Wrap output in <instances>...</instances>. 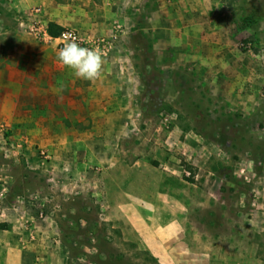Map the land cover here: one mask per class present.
<instances>
[{"label":"rangeland","instance_id":"1","mask_svg":"<svg viewBox=\"0 0 264 264\" xmlns=\"http://www.w3.org/2000/svg\"><path fill=\"white\" fill-rule=\"evenodd\" d=\"M175 6L155 24L188 33L134 37L140 112L118 142H27L0 119V264H264V0ZM0 13V59L37 42ZM35 86L23 110L72 129Z\"/></svg>","mask_w":264,"mask_h":264},{"label":"crops","instance_id":"2","mask_svg":"<svg viewBox=\"0 0 264 264\" xmlns=\"http://www.w3.org/2000/svg\"><path fill=\"white\" fill-rule=\"evenodd\" d=\"M0 1L8 4L14 12L22 11L29 17L34 7L41 6L49 23L76 29L86 36L110 37L119 24L124 28V33L113 42V46L102 53L105 61L103 74L95 82L77 78L71 69L60 63L58 50L51 46L32 42L23 48L16 38H10L7 43L9 54L0 59V119L14 125L21 124L17 131L19 135L20 132L27 133L21 138L27 142H118L129 130V124L134 122L133 116L140 112L137 100L143 89V79L130 56L137 45L135 35L141 32L161 36L188 33V30H182L184 28L155 24L158 19L166 20L167 24L168 19L178 13L174 10L178 0ZM144 20H149L147 25ZM168 43L177 46L176 39L169 38ZM19 51L30 58L18 59ZM36 84L45 85L42 98L67 100L63 114L72 117V129L63 126L55 131L54 125H40L32 117L35 114L23 110L21 98H36L35 94L40 90ZM83 99L88 100L86 106L81 105ZM6 110L10 114L9 120L5 116ZM82 114L87 116V123L77 117ZM83 122L84 126L77 125Z\"/></svg>","mask_w":264,"mask_h":264},{"label":"built area","instance_id":"3","mask_svg":"<svg viewBox=\"0 0 264 264\" xmlns=\"http://www.w3.org/2000/svg\"><path fill=\"white\" fill-rule=\"evenodd\" d=\"M28 24L29 34L40 43H44L52 48L59 50L71 38H75L83 47L99 49L106 53L123 33L122 25L116 27V32L110 37L86 36L76 29H65L58 36H53L49 31V22L44 16V10L41 6L34 7L30 15ZM23 25V24H22Z\"/></svg>","mask_w":264,"mask_h":264},{"label":"clouds","instance_id":"4","mask_svg":"<svg viewBox=\"0 0 264 264\" xmlns=\"http://www.w3.org/2000/svg\"><path fill=\"white\" fill-rule=\"evenodd\" d=\"M57 57L77 78L95 82L103 74L105 61L102 52L81 46L75 38H71L58 50Z\"/></svg>","mask_w":264,"mask_h":264},{"label":"trees","instance_id":"5","mask_svg":"<svg viewBox=\"0 0 264 264\" xmlns=\"http://www.w3.org/2000/svg\"><path fill=\"white\" fill-rule=\"evenodd\" d=\"M64 30V28H61L60 26H58L55 23H49V31L53 36H58L62 31ZM4 227H8V226H4L3 224H0V228L3 229Z\"/></svg>","mask_w":264,"mask_h":264}]
</instances>
